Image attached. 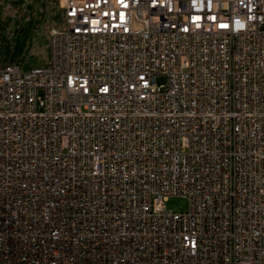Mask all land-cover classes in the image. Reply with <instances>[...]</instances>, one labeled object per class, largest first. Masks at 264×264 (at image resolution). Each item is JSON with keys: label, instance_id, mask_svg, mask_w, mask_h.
Instances as JSON below:
<instances>
[{"label": "built area", "instance_id": "obj_1", "mask_svg": "<svg viewBox=\"0 0 264 264\" xmlns=\"http://www.w3.org/2000/svg\"><path fill=\"white\" fill-rule=\"evenodd\" d=\"M58 1L0 66V264H264V0Z\"/></svg>", "mask_w": 264, "mask_h": 264}, {"label": "rangeland", "instance_id": "obj_2", "mask_svg": "<svg viewBox=\"0 0 264 264\" xmlns=\"http://www.w3.org/2000/svg\"><path fill=\"white\" fill-rule=\"evenodd\" d=\"M58 0H3L0 5V66L17 62L24 70L48 66L50 31L61 25ZM166 77H158L163 83ZM185 196L173 195L166 207L174 212L187 209Z\"/></svg>", "mask_w": 264, "mask_h": 264}]
</instances>
